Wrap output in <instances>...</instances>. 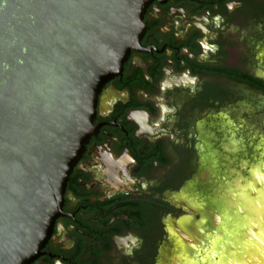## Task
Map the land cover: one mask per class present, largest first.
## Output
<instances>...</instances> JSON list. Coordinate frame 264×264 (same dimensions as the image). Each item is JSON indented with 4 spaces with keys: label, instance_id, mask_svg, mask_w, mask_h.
Returning a JSON list of instances; mask_svg holds the SVG:
<instances>
[{
    "label": "flooded vegetation",
    "instance_id": "flooded-vegetation-1",
    "mask_svg": "<svg viewBox=\"0 0 264 264\" xmlns=\"http://www.w3.org/2000/svg\"><path fill=\"white\" fill-rule=\"evenodd\" d=\"M90 130L31 264H203L219 175L264 181V0H149Z\"/></svg>",
    "mask_w": 264,
    "mask_h": 264
},
{
    "label": "water",
    "instance_id": "water-1",
    "mask_svg": "<svg viewBox=\"0 0 264 264\" xmlns=\"http://www.w3.org/2000/svg\"><path fill=\"white\" fill-rule=\"evenodd\" d=\"M148 1L0 0V264H31L39 255L91 135L97 97L137 45ZM254 183L251 203L264 192ZM224 208L231 221L249 218L254 229L241 239L254 242L262 211L235 217V204ZM195 249L185 240L175 264ZM245 254L248 264H264V252ZM220 255L213 264H225Z\"/></svg>",
    "mask_w": 264,
    "mask_h": 264
},
{
    "label": "rangeland",
    "instance_id": "rangeland-1",
    "mask_svg": "<svg viewBox=\"0 0 264 264\" xmlns=\"http://www.w3.org/2000/svg\"><path fill=\"white\" fill-rule=\"evenodd\" d=\"M252 139L253 138H251V140H250L251 145L253 144ZM262 143H263V150H264V141ZM244 153L245 152H244L243 147L239 148V152L237 154L243 155ZM263 155H264V151H263ZM253 171L254 170H252L250 172V174H252ZM257 171L258 170L254 171V173H253L254 177H256V174H257V176L263 175L262 177H264V171H262V172H257ZM218 180L221 182V186H222V188L219 190V193L216 192V194L218 196H220V200H219L220 203H218L219 204L218 208L221 205V209L222 208L225 209L224 207L229 203L232 206H234V204H235V207L240 210V212L238 210V212L235 213V217H236V215L237 216L242 215L243 210L244 211L246 210L245 211V213L247 214L246 217H248L249 211H252L253 208H255V210L262 211V212H258L260 214L259 218H261L262 215H264V210L261 209L262 207H264V192L259 191V195H260L259 201L256 199L255 201H253L251 203L249 198H247V195H249V192L252 189L251 188L252 187L251 182L254 185L255 184L254 182L256 180V182L258 183L257 189H263L262 187H263L264 183L263 184H261V183L264 181H261L260 178L256 177L254 179V181L251 180V182H250V179H249V182L247 184H245L244 179H243V173L242 172H233V171L226 173V174L219 175ZM228 182H230L231 184ZM237 191H239V193H240L239 195L241 196V199L237 198ZM254 196H255V194H253L250 197L252 198ZM227 197H230L232 199L225 200ZM218 214L220 216H218L216 218V221H217V219H219V217L223 218V216H225L226 222L224 221L221 224H219L220 227H219V225L217 226L215 224V226L219 228V230H218V231H220L219 233H216V234L208 233L207 234V238L205 237V239H207L206 243L200 245V247H204V256H202L203 253L201 254V252L199 251L198 255L201 254V258L198 260L202 262V259H204V260L206 259V260H208V264H213L212 254H214L213 252H215L216 255L221 254L220 256L222 258L225 256L224 257V258H226L225 264H248L247 263L248 260L247 261L245 260V257L248 256L245 254V252L248 250V248H247V244L244 243V240L242 242L241 235L244 233V229L252 227V225L249 221V218L244 219V220L235 219L236 221H231V219H229V217H230V215H232V213H229L228 211H226L225 213H222V214H220V212H218ZM263 221H264V218H263ZM184 226L190 227V223H188L187 221H184ZM256 226H259L258 229L260 231V234L262 233L261 236H264V224H263V222L262 223H261V221L256 222ZM212 241H213L212 244H214V247L210 244V242H212ZM260 242H263V240L260 239ZM207 244H208V246H207ZM173 245L175 247L174 249L177 250L176 253H174L173 259L175 260V259L181 258L184 255L182 253L183 243H181L177 239V240H175ZM249 247H254V246L250 245ZM234 249H235V251H234ZM217 252H219V253H217ZM249 260L251 261L252 258H250ZM185 262H189L190 264H196L197 261L195 262V260L192 259L190 257V254H189V258H185ZM206 262L207 261L203 262V264H206ZM219 262L220 261L218 260V263Z\"/></svg>",
    "mask_w": 264,
    "mask_h": 264
},
{
    "label": "bare ground",
    "instance_id": "bare-ground-1",
    "mask_svg": "<svg viewBox=\"0 0 264 264\" xmlns=\"http://www.w3.org/2000/svg\"><path fill=\"white\" fill-rule=\"evenodd\" d=\"M234 144V143H233ZM234 146H235V144H234ZM235 147H238V146H235ZM259 195V194H258ZM249 195H247V198H249L248 197ZM260 200V199H259ZM261 209H263L264 210V207H262ZM258 216H260V214L258 215ZM224 219V218H223ZM220 220V219H219ZM223 222V221H222ZM261 225V224H260ZM262 226V225H261ZM259 227V226H258ZM258 227H256L257 229H256V232L253 234V237L254 238H256V239H254L255 240V242H252V244L251 243H249V242H246L247 243V248L248 249H250V245L251 246H254V248L257 250V252L259 253V252H264V236H261V234H260V232H259V229H258ZM254 229V228H253ZM255 231V230H254ZM262 232V231H261ZM258 238V239H257ZM247 241L249 240V238H248V236L245 238ZM260 239H262L263 240V242H260ZM245 241V240H244ZM251 241V240H250ZM254 244V245H253ZM214 254H215V252H214ZM211 257V256H210ZM210 259V258H209ZM212 260H213V258H212ZM205 261H206V259H205ZM226 262V261H225Z\"/></svg>",
    "mask_w": 264,
    "mask_h": 264
}]
</instances>
